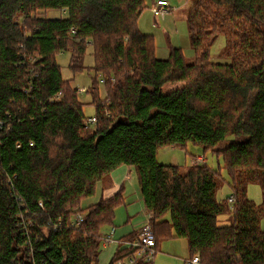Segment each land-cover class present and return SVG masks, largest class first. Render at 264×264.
<instances>
[{
  "label": "trees",
  "instance_id": "1",
  "mask_svg": "<svg viewBox=\"0 0 264 264\" xmlns=\"http://www.w3.org/2000/svg\"><path fill=\"white\" fill-rule=\"evenodd\" d=\"M145 7L0 0V264H98L101 231L125 206L124 188L82 204L122 166L136 176L156 254L185 239L201 264H264V0H196L187 18L194 63L179 48L156 57L154 37L139 29ZM52 11L66 15H44ZM220 36L232 63L212 62ZM64 53L74 74L94 72L90 130L79 90L63 79ZM190 143L221 160L218 168L158 162L161 149ZM224 172L233 205L217 197ZM250 185L261 187L262 204L248 197ZM223 216L229 224L219 225ZM128 253L118 249L108 263Z\"/></svg>",
  "mask_w": 264,
  "mask_h": 264
},
{
  "label": "rangeland",
  "instance_id": "2",
  "mask_svg": "<svg viewBox=\"0 0 264 264\" xmlns=\"http://www.w3.org/2000/svg\"><path fill=\"white\" fill-rule=\"evenodd\" d=\"M146 9L143 11L139 19V29L141 33L148 34L154 37L155 46H156V57L161 60H165L169 57L172 48L182 49L184 56L187 59V63H194L196 55L191 46V38L188 29L187 18L190 10L193 5L196 3V0H166L169 7H171L170 12L162 18H157L152 12L153 2L157 0H145ZM65 11H52L47 12L44 15L50 18H60L65 16ZM91 45V43H89ZM226 40L224 36H220L213 47L211 48L212 62L227 64L232 63V59L226 57ZM70 54L64 53L60 54L58 57V64L61 66L63 79L65 81H70L71 86L74 89L79 90V100L85 104L84 112L87 117L94 116L95 108L91 106L92 96L85 92L80 91L81 88L89 89L92 87L93 79L95 77L94 72L91 70H84L81 73L74 74L70 68ZM85 66L89 68L94 67V57L91 48H88L87 55L85 57ZM105 90L103 84L101 83V96H105ZM201 156L204 158L208 165L214 169L218 168L221 160H218L214 154L211 152H204L203 147L190 143L187 147V150L175 147H166L160 150L157 157L160 164L165 165H176L181 166L183 170L190 168L193 163L198 160V157ZM198 162V161H197ZM224 179L226 183L218 191V199L226 200L231 196V189L228 185V177L224 172ZM133 180L135 181V174H133ZM137 180V179H136ZM102 183L100 182L97 186L95 195L91 198L86 199L82 208H88L89 206L95 205L101 200V187ZM137 183V181H136ZM130 198L134 199V192L131 193ZM248 197L253 200L257 205L262 204L263 193L259 185H250L248 188ZM128 198V197H126ZM113 226H105L101 231V241L102 235H108L112 232L113 229L117 231V234H114V239L120 235H123V228L127 222V212L126 207L123 205L118 207L115 211V220ZM229 224L227 221V216H223L219 219V225ZM261 229L264 230V218H261ZM130 230V229H129ZM118 245L116 244H105L101 242L99 263L98 264H109L114 257ZM172 255L174 257L183 256L188 257V245L187 241L184 240H170L161 244L159 251L153 258V264H158L159 258L162 255ZM167 261L166 264H180L179 261L175 262L174 260H164Z\"/></svg>",
  "mask_w": 264,
  "mask_h": 264
},
{
  "label": "crops",
  "instance_id": "3",
  "mask_svg": "<svg viewBox=\"0 0 264 264\" xmlns=\"http://www.w3.org/2000/svg\"><path fill=\"white\" fill-rule=\"evenodd\" d=\"M170 147L172 148L173 146ZM200 157L201 156H199L198 158ZM193 161L194 160H192L191 166H194ZM133 174L134 172L132 168L128 166H122L120 168L118 167L117 170H115L111 175H109L107 178H105L102 181L103 183L101 187V191H102L101 199L105 197L109 198L117 194L121 190V188H124L123 193L126 201L125 207L127 212V222L125 224V227L123 228L124 230L123 235L118 236L116 238V241H123L124 237H127L128 235L134 232H139V230L148 221H150V213L146 209L144 201L141 198L138 188V182L136 183L137 181L136 176H135V181L133 180ZM133 192L135 194V197L132 201V199L130 198L131 196L129 195H131V193ZM115 234H117L116 230H115ZM120 245H118L119 250L125 248L124 246L121 247ZM165 259L174 260L175 262L179 261L180 264H187V262L190 260V255L188 257H183V256L174 257L170 254L169 255L164 254L162 255L161 258H159L158 264H166L167 261H164Z\"/></svg>",
  "mask_w": 264,
  "mask_h": 264
},
{
  "label": "built area",
  "instance_id": "4",
  "mask_svg": "<svg viewBox=\"0 0 264 264\" xmlns=\"http://www.w3.org/2000/svg\"><path fill=\"white\" fill-rule=\"evenodd\" d=\"M170 4L166 0H159L156 2L155 6L152 8V12L155 17L162 18L166 16L167 13L170 12L171 7ZM82 92L86 91V88H81ZM61 94L57 95L55 98L51 99L50 102L58 101ZM97 123L96 117H91L84 122V126L86 130L92 129ZM205 159L202 157L198 158V162L196 161L194 166L205 163ZM235 198L230 196L229 203L233 205L235 202ZM84 219L83 215L78 217V222ZM115 234V229L108 235H102V241L105 244H116L120 245L121 247L124 246L125 248L121 249L128 250V254H124L123 256L119 257L115 264H137V261H144L146 263H152L153 258L156 255V238L154 233L153 225L150 221H148L138 232V236L134 240L128 241H116L113 237ZM199 256H195L193 259L189 260L187 264H201V260H199Z\"/></svg>",
  "mask_w": 264,
  "mask_h": 264
}]
</instances>
